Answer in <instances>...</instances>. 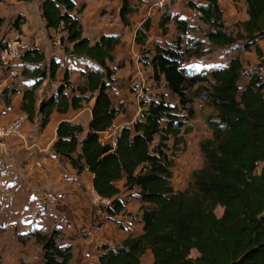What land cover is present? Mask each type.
<instances>
[{
    "label": "trees",
    "instance_id": "trees-1",
    "mask_svg": "<svg viewBox=\"0 0 264 264\" xmlns=\"http://www.w3.org/2000/svg\"><path fill=\"white\" fill-rule=\"evenodd\" d=\"M244 3L247 18L237 23L240 29L234 34L227 32L217 0H188L186 4L206 25L204 37L209 45L239 46L245 51L254 47L262 56L257 42L264 39V0ZM40 9L45 27L63 33L60 42L64 52L90 63V68L80 71L82 82L78 84L69 81L65 71L56 90L36 109L35 90L45 79H55L59 64L53 59L46 63L36 47L26 49L21 60L35 66L36 72L32 85L22 92L20 110L30 122L41 115L40 127L44 128L53 110L66 113L93 100L87 131L84 133L81 124L60 121L53 151L77 174L87 171L93 175V190L109 200L99 207L104 219L114 220L125 212L121 189L115 185L118 181L123 180L125 191L133 192L131 196L139 202L141 232L129 234L115 246L102 244L96 261L87 264H142L148 253L151 264H264V79L248 71L246 82L240 86L245 71L238 56L208 73L184 65L188 56L203 53L204 41L188 36V21L164 9L158 27L166 34L173 21L177 36L171 46H154L148 63L152 79L164 81L188 117L194 116L196 99L210 108L204 121L211 135L198 143L203 164L191 172L186 188L176 190L172 185V156L185 149L184 133L189 132L177 105L162 95L150 99L142 104L132 126L121 129L115 147L102 144L99 132L121 111L109 94L114 80L110 64L121 34H103L91 43L83 34L85 4L78 6L77 0H41ZM136 11L131 0H120L118 15L124 26H130L129 16ZM4 22L0 16V28ZM23 22V15L18 14L11 26L19 30ZM150 26L151 19L146 17L135 31L134 42L141 50ZM239 41L242 44L236 45ZM4 43L1 36L0 48ZM43 62L45 66L40 67ZM8 92L12 95L17 89L2 90L6 104L10 101ZM217 207L220 214L215 212ZM62 233L58 226L48 234L33 232L41 248V264H70L72 246L60 243Z\"/></svg>",
    "mask_w": 264,
    "mask_h": 264
},
{
    "label": "rangeland",
    "instance_id": "rangeland-1",
    "mask_svg": "<svg viewBox=\"0 0 264 264\" xmlns=\"http://www.w3.org/2000/svg\"><path fill=\"white\" fill-rule=\"evenodd\" d=\"M134 6H141L145 1V11H137L130 16L131 25H135L137 22H142L146 17L151 19V26L148 32L145 45L141 50L134 40L130 39L126 48L119 47V53L111 63L114 74L118 73L120 80L118 83L115 81L112 84V88L109 90L112 102L117 107H120L121 111L127 113V116L136 118L139 117L140 111L142 110V104L148 102L150 99H157L159 95L164 98L170 104L177 105V112L179 115L184 117L186 126L189 132L184 133L185 149L173 153V167H172V185L174 189L181 190L187 187L190 181V175L193 170L201 168L203 164V158L198 147V143L204 137H209L211 131L206 125L204 119L210 112V108L204 106L202 102L196 99L193 103L195 113L193 117H188L185 110L179 109L177 98L171 94L165 87L164 81L161 79L156 82L152 79V70L149 63L150 58L154 53V46H171L177 36V30L173 21L168 24V30L166 34H162L158 27V19L164 9L171 10L172 15L177 13L180 17L185 18L191 29L188 32V36L201 39L204 41L203 53L200 56H188L184 62V65L193 67L192 69L199 72L208 73L212 68L217 66L226 65L231 57L238 56L243 64V74L239 85L242 86L247 80V72H257L260 64H264L261 60L255 56L254 48L249 51H245L239 48L232 47H214L209 45L207 39L204 37V31L206 25L203 24L198 18V12L195 10L188 11V14L184 13V8L175 12L171 5L180 0H167L165 5L160 4L154 6L155 1L149 0H134ZM188 1V0H187ZM196 3H203L204 0H193ZM40 3L41 0H32L31 2H17L11 4L8 7L4 4H0V16L5 18L3 26L0 28V36L3 38H12L14 28L11 26L12 21L17 14L22 13L26 21L24 23L25 28H29L32 31L36 30L35 38L38 40V44L43 45L45 37L43 35L45 27L44 21L40 15ZM82 3L85 4V9L82 14V25L83 32L87 33L89 37L96 40L100 35L113 34L118 32L122 24L120 23L118 10L120 6V0H77L78 6ZM227 3L231 5L230 13H240L242 6L245 5L244 0H226L221 3V6H225ZM187 8L186 2L183 4ZM182 5V6H183ZM153 6V7H152ZM152 7V8H150ZM238 17V16H237ZM225 17L224 22L229 33H236L240 27L237 25L240 20L231 19L228 23ZM59 34V32L57 33ZM56 32L52 31L47 35L51 46H56L54 39ZM185 41V40H184ZM243 41L237 42L236 45H241ZM22 45L26 47L32 46L29 42L21 38ZM185 43V42H184ZM183 46V45H182ZM60 49V48H59ZM20 62V61H18ZM140 62L143 69V78L133 79L130 76L131 73H135L137 69H142L141 65L137 64ZM90 63H82V69L89 70ZM2 70V69H1ZM3 72L7 73L4 69ZM129 74V77L126 75ZM23 75H17L16 77L21 78ZM14 77V78H16ZM13 78V79H14ZM10 89V88H8ZM50 93V92H45ZM47 95V94H46ZM9 92L7 97H11ZM87 103L84 105L83 115L87 112ZM184 129V127H183ZM11 138V137H10ZM8 142V141H7ZM172 138L168 141V145H172ZM182 147V146H180ZM9 150V145H8ZM27 152L28 150L22 148L18 150L19 156L21 153ZM14 154L13 152H11ZM170 153V152H169ZM12 154L8 152V160L4 159L3 166L0 167V264H3V248H9L10 246L17 245L19 252V264H41V248L36 243L33 236L34 231L41 233H50L52 229L58 226L62 233L60 243L71 244L73 257L70 263L72 264H86L97 259L96 256L100 253V246L102 244H109L110 246L117 245L116 240L119 239V234H124L126 231L129 234H135V229L138 228L140 213L138 210L139 202L133 196V192L125 191L122 186L123 181H118L117 186L121 189L119 197L124 201L125 212L117 215L114 220H106L103 218V214L100 210V205L104 202L95 200V194L93 193L92 186L86 185L85 173L82 176V184H80V201L77 199L76 211L74 216H70L71 222H65L66 217L59 212L61 210V203H50L51 194L46 197L49 191L39 188L38 182L34 189L39 188L37 192V201L34 199L29 190L25 188L22 190L7 191V185L4 183L7 178L5 175L6 170L12 169L13 173L15 169H19L24 166L22 163L26 156L23 154L19 159L14 160ZM5 157V158H6ZM9 158H12L10 160ZM5 160H7L5 162ZM66 161V160H65ZM4 170V171H3ZM4 174V175H2ZM2 175V176H1ZM131 193V194H130ZM53 200V199H52ZM16 202L17 207L13 203ZM43 202V203H42ZM51 208V210H49ZM52 209H54L52 212ZM49 210V211H48ZM217 214L221 213V208L215 209ZM17 220L13 223L10 220ZM60 219V221H59ZM10 223V224H9ZM12 223V224H11ZM9 231L7 234L8 240H3L1 237L4 232ZM15 247V246H14ZM82 250V259L81 252ZM87 253L86 257L83 255ZM152 258L150 254H146L143 258L142 264H151Z\"/></svg>",
    "mask_w": 264,
    "mask_h": 264
},
{
    "label": "crops",
    "instance_id": "crops-1",
    "mask_svg": "<svg viewBox=\"0 0 264 264\" xmlns=\"http://www.w3.org/2000/svg\"><path fill=\"white\" fill-rule=\"evenodd\" d=\"M149 1H155L154 6H159L160 4L165 5V3L167 2V0H149ZM17 2L19 3V2H31V1L1 0L0 4H4L6 5V7H8L9 5L15 4ZM134 2H135L134 0H131V4L134 5ZM146 2L147 1L143 2L141 6L139 5L136 6L138 11L140 12L145 11ZM177 2L178 1L174 2L171 5V8L174 11L175 10L177 11L178 10L177 8L181 10V7L184 8L183 10H184V13L186 14H188V11H191V12L193 11L189 9L188 7L186 8L185 5H183L185 2L187 3V0H180V3L178 4ZM219 5L223 11V18L224 19L225 17L227 18V21H226L227 23L231 21V19H235V20L238 19L240 21H244L247 18L244 4L241 5L242 9L240 13H236V12L230 13L231 5L229 3H227L225 6H221V3ZM19 14L23 15L22 13H19ZM40 15H41V12H40ZM130 16H129V21H130ZM23 17H24V22L20 24L19 30H16V29L12 30L13 32H11L10 35L11 34L13 35V33L17 32L21 38L23 37L29 42V44L32 45L26 48L23 46V51L31 47H36L40 51L43 52L46 63L53 59L55 62L59 64V68L57 69L55 79L52 81L49 79H45L42 82V84L35 90V99H36L35 107L36 109H39L41 100L49 96L56 90L57 86L61 82L62 75L65 71L68 73L69 81H71L73 84H78L82 82V77L80 75V71L82 70V60L76 59L75 57L69 54H66L63 50L61 42L60 43L57 42V39H60L63 33L60 32L59 30L47 29L44 23L43 25L45 27V31L43 35L45 37V40L43 41V45L40 46L38 44L37 38H35L36 30L32 31L29 28H25L24 23L26 21V18L24 15ZM141 23L142 22H137L135 25L133 24L131 25L130 23V26H124L121 23L122 27H120L118 32H116V34H121V42L114 49V52H113L114 58L119 53V47L122 49L126 48V45L128 44L129 40L130 39L134 40L135 31L141 26ZM52 31L56 32L54 43L60 46L59 47L60 49L57 48L56 46H51V44L49 43L47 35L50 34ZM58 32L59 34H57ZM83 34L84 36L90 39L91 43L95 41L93 40L92 37H89V35H87L85 30ZM4 39L6 40L7 38H4ZM257 46L259 47L262 53V56H263L264 55V39L259 40L257 42ZM255 56L259 60H261L262 58V56H258L256 52H255ZM45 62H43L42 66L40 65V67H44ZM26 64L27 63L23 62L22 60H20V62H17L16 64L19 70V75L20 74L23 75L21 78L16 77L13 79L12 77L8 75V73H5L0 69V123L9 122L12 119H14L16 116L24 114L20 110V105L22 102V92L26 88L32 85L33 75L36 72L35 66H32L30 64L26 65ZM137 64L141 65L140 62H137ZM141 68L142 69L140 68L137 69L135 73H131L130 76H132L133 79L135 78L142 79L144 75L143 69L145 67L141 65ZM22 71H25V74H23ZM112 77L115 83H118V81L120 80V78L118 77V73L113 74ZM126 77H129V74H127ZM4 88L17 89V93L13 94L12 99L10 97V101L8 104L4 102L1 96V92ZM45 92H50V93L49 94L46 93L47 94L46 95ZM67 93L70 94L69 91H67ZM92 103H93V100L87 103V107H86L87 112L85 113V115H83V110L85 109L84 106L78 110L69 109L66 113H59L56 110H53L50 114L49 121L44 128L40 127L41 115L39 114L31 122L28 121L27 118L25 119L23 123V127L19 135L13 136L8 139L9 152H10V155L12 154L11 152L14 153L12 154V158L14 157V160L19 159L21 156H23V154H25L26 156L25 160L22 162L24 166L19 169H15L14 173L12 169H8L6 171L3 170L5 172V175L4 174L2 175L7 176V178H9L8 180L4 182L7 185L6 188L8 192H12L14 190L15 191L22 190L23 188H25L27 191L29 190V192L31 193L29 195L33 196L34 199L37 201L38 199L37 192L39 193L40 191L39 188L41 187L43 190L45 189L49 191L48 194H46L47 198L51 194L52 198H50L51 200L50 203H61L62 209L59 210V212L64 215L62 217H66L65 222H71L70 216H74L75 211H76V205L74 203H79L77 202V199L80 201L79 199L80 198V184H82V176L85 173L88 174V175H85L86 185L88 187H91L93 175L87 171H83L82 173L77 174L76 170L73 169L67 161L65 160L60 161L56 153L53 151V143L56 139V128L60 121H70L72 123L81 124L84 129V133L87 131L90 118H91ZM113 105L117 107V104L115 105L113 103ZM134 119H135L134 116H132L131 118L130 116H127L126 112L123 113L122 111H120L116 115L115 119L113 120L112 125H121L123 127L124 126L131 127ZM83 135H81V137ZM22 148L28 151L27 152L22 151L21 156H19L18 150ZM7 157L5 159L8 160ZM12 158H9V159L12 160ZM7 160H5V162ZM37 182H38L39 188L34 189ZM115 185L117 186V182L115 183ZM6 203L7 204L13 203L15 205L18 204L16 202H6ZM0 207L2 208L3 205L0 204ZM15 207H17V205ZM49 210H51V208ZM53 210L54 209H52V212L55 211ZM103 218H104V214H103ZM14 221H17V220H13V219L10 220V222L12 223ZM141 230H142V223L139 222L138 228L135 229V234L140 233ZM9 233H10L9 231L4 232V235L1 237L2 241L9 239L7 238L8 237L7 234ZM128 235H129L128 231H126L124 234H119V239L116 240V243L118 244L121 240L126 238ZM3 250H4L3 264H19V256L21 253L19 252L17 245L10 246L9 248L8 247L3 248ZM87 253L88 252H86L83 255V257H86ZM80 254H81V259H82V250ZM94 261H96V259Z\"/></svg>",
    "mask_w": 264,
    "mask_h": 264
},
{
    "label": "built area",
    "instance_id": "built-area-1",
    "mask_svg": "<svg viewBox=\"0 0 264 264\" xmlns=\"http://www.w3.org/2000/svg\"><path fill=\"white\" fill-rule=\"evenodd\" d=\"M218 3H223L226 0H217ZM57 42L60 43V39H57ZM23 45L21 43V37L16 33L12 38L6 39L2 48H0V69H4L8 75L12 78L19 75V70L17 67V62L21 60L23 56ZM258 74L264 79V64H260L258 67ZM26 119V114H21L16 116L9 122L0 123V167L3 166L4 159L8 155V139L10 137L19 135L23 123ZM121 125H110L105 130L99 132L98 140L104 144H110L112 147H115L117 138L120 135ZM93 189V188H92ZM95 200H100L107 204L109 200L99 197L96 192Z\"/></svg>",
    "mask_w": 264,
    "mask_h": 264
}]
</instances>
